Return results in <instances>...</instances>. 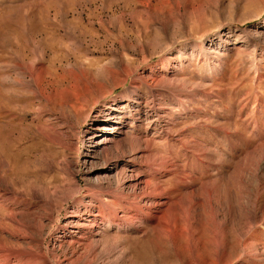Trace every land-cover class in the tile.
I'll return each mask as SVG.
<instances>
[{
	"label": "rangeland",
	"instance_id": "obj_1",
	"mask_svg": "<svg viewBox=\"0 0 264 264\" xmlns=\"http://www.w3.org/2000/svg\"><path fill=\"white\" fill-rule=\"evenodd\" d=\"M119 168L199 201L95 264H264V0H0V264L90 261Z\"/></svg>",
	"mask_w": 264,
	"mask_h": 264
},
{
	"label": "bare ground",
	"instance_id": "obj_2",
	"mask_svg": "<svg viewBox=\"0 0 264 264\" xmlns=\"http://www.w3.org/2000/svg\"><path fill=\"white\" fill-rule=\"evenodd\" d=\"M104 130L108 131L109 129H103V127L97 128V132L100 133V135L105 133ZM124 172L125 171L122 168H119L116 171L114 175L119 178V182L115 183L111 190L105 194V196L103 195L105 198L104 202L102 199L98 200L89 197L98 206H96L94 213L89 216L88 221L86 220L87 228L81 233V236L85 237L86 244L84 246L87 247V251L90 250L88 255L90 261L81 260L76 264H95V260L102 255L100 251H105L107 248V244L104 242L105 239L115 243L117 238L115 235H121L122 233L126 232L134 233L140 224H147V226L150 225L149 229L155 233H167V229L173 227L174 223H176L175 218L178 214L181 215V212L184 210H189V214H192L193 210L197 206L196 201H199L198 197L196 198L195 196V202L192 199V193L195 192L196 189L190 190L188 192L189 196L192 197L189 198L192 199V202L186 199H178L174 202H170L167 200L168 198L164 196L165 193L163 189L154 181H150L149 179L147 181L142 179V177L138 178V175L126 177ZM123 183H125L126 187L132 191L133 189L140 190L144 188H146V190H142L137 195L132 194V191L129 195H121L120 188L122 187ZM95 189L99 190L101 188L97 187ZM193 195H195V193ZM59 197L54 195V193H51L45 198H41L40 201H42V203L47 208L50 201H55ZM87 209V211H89L90 207ZM151 209H154V212L156 211V215H151L148 213ZM97 217L101 219V223L99 224L101 225L100 233L94 223ZM190 218L191 217H189V220ZM131 219L134 221L131 222ZM186 224V229L190 230L187 233L189 235L192 233V227L190 226V222ZM108 231H111L112 233L107 235L106 233ZM94 232L96 233V236L98 235L100 237L98 241L91 240ZM239 237L242 238L243 234H240ZM95 247L97 250H92ZM191 247L192 246L189 245V248ZM2 252L4 261L13 260L14 262H18L17 259L21 258V254L11 250L3 249ZM37 261L38 264H48L46 260H44V257L38 258Z\"/></svg>",
	"mask_w": 264,
	"mask_h": 264
}]
</instances>
